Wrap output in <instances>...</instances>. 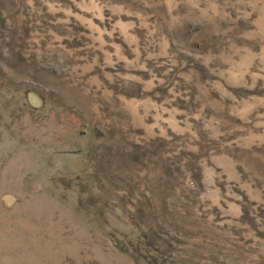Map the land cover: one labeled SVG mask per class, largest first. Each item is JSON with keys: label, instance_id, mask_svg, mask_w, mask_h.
I'll list each match as a JSON object with an SVG mask.
<instances>
[{"label": "rangeland", "instance_id": "obj_1", "mask_svg": "<svg viewBox=\"0 0 264 264\" xmlns=\"http://www.w3.org/2000/svg\"><path fill=\"white\" fill-rule=\"evenodd\" d=\"M0 264H264V0H0Z\"/></svg>", "mask_w": 264, "mask_h": 264}]
</instances>
